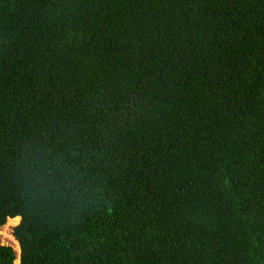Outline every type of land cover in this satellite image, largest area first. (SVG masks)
Returning a JSON list of instances; mask_svg holds the SVG:
<instances>
[{"label":"trees","instance_id":"16d2710c","mask_svg":"<svg viewBox=\"0 0 264 264\" xmlns=\"http://www.w3.org/2000/svg\"><path fill=\"white\" fill-rule=\"evenodd\" d=\"M16 216L20 264H264V0H0Z\"/></svg>","mask_w":264,"mask_h":264},{"label":"rangeland","instance_id":"374dc122","mask_svg":"<svg viewBox=\"0 0 264 264\" xmlns=\"http://www.w3.org/2000/svg\"><path fill=\"white\" fill-rule=\"evenodd\" d=\"M19 222L12 224V223H8V220H7V222L0 229V239H1L2 244L11 245L15 249L17 256H18L17 257L18 264H20L21 246H20L19 241L15 238L13 230H14V227L19 224Z\"/></svg>","mask_w":264,"mask_h":264},{"label":"bare ground","instance_id":"6f19581e","mask_svg":"<svg viewBox=\"0 0 264 264\" xmlns=\"http://www.w3.org/2000/svg\"><path fill=\"white\" fill-rule=\"evenodd\" d=\"M20 220H21V217H20V216H16V217H13V218H9V219H8V223H12V224H13V223H18ZM7 225H8V224H7ZM217 260H219V259H217ZM220 260H221V259H220ZM220 260H219V261H220ZM216 262H217V261H216ZM15 263L18 264V263H17V259H16ZM207 264H208V263H207ZM210 264H211V263H210Z\"/></svg>","mask_w":264,"mask_h":264}]
</instances>
